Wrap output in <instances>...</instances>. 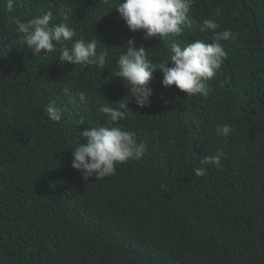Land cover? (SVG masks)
<instances>
[{"label": "trees", "instance_id": "1", "mask_svg": "<svg viewBox=\"0 0 264 264\" xmlns=\"http://www.w3.org/2000/svg\"><path fill=\"white\" fill-rule=\"evenodd\" d=\"M115 3L20 0L9 13L0 0V264H264V0H195L182 34L166 39L131 31ZM68 9L73 39H95L103 67L62 63L59 44L34 57L9 21L51 11L59 23ZM208 18L235 37L220 41L228 55L209 96L165 87L157 70L152 102L139 107L113 74L127 41L166 62L173 42H213L201 31ZM124 98L129 115L116 126L146 151L86 181L71 150L87 142L81 131L106 123L100 105ZM224 123L227 137L216 133ZM217 152L219 170L202 163Z\"/></svg>", "mask_w": 264, "mask_h": 264}, {"label": "clouds", "instance_id": "2", "mask_svg": "<svg viewBox=\"0 0 264 264\" xmlns=\"http://www.w3.org/2000/svg\"><path fill=\"white\" fill-rule=\"evenodd\" d=\"M20 0H4L5 10L13 12ZM195 0H116L115 8L120 17L126 22L131 31H144V38L150 39L157 35L163 39L178 37L188 24V13ZM108 4L109 0H103ZM71 9L64 11L63 20L59 23H50L53 14L48 11L33 18L21 20L9 16V21L14 25L15 33L22 34L20 41L33 53L34 57L47 58L49 53L56 51L61 45L59 59L62 63L72 62L81 66L99 65L103 67L107 53L97 52L95 39L85 42L83 39L74 40L75 29L67 23ZM221 10L216 8L214 15L219 16ZM219 27L214 19H204L201 31L215 33L212 43L205 40H196L181 46L175 42L171 45V55L166 62L154 63L148 58L144 46L137 47L134 39L127 41V51H122L116 61L115 76L122 78L135 102L141 108L151 104L153 90L150 87L153 73L161 70L163 73L162 84L165 87L176 86L187 96H209L211 81L227 58V51L220 41L235 39L230 29L216 32ZM71 42L70 46L68 43ZM43 50V52H42ZM168 61L172 65L168 66ZM67 94L68 89H64ZM81 100L84 93L80 94ZM129 102L125 98L113 103L99 106V112L106 118V123L93 126L89 130L79 133L87 138L86 143H79L72 151V167L78 170L84 180L95 177L103 180L116 174L117 165L130 160H140L146 151V145L138 142L135 132L124 130L116 126L120 121L128 118ZM48 116L53 121L61 119V110L49 106ZM80 123H83L81 121ZM234 132L231 124L217 125V135L229 136ZM222 152L207 156L202 161L204 164L215 166L219 170L222 166ZM197 176L205 175V170L197 168Z\"/></svg>", "mask_w": 264, "mask_h": 264}]
</instances>
